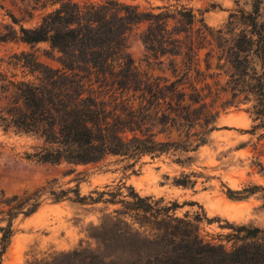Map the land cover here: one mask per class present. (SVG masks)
I'll list each match as a JSON object with an SVG mask.
<instances>
[{
	"label": "trees",
	"instance_id": "16d2710c",
	"mask_svg": "<svg viewBox=\"0 0 264 264\" xmlns=\"http://www.w3.org/2000/svg\"><path fill=\"white\" fill-rule=\"evenodd\" d=\"M49 1L57 8L39 26H21L0 36L1 42L31 47L48 43L60 54V69L44 64L34 53L14 54L6 61L23 68L33 80L10 76L0 66V127L39 141L27 154L29 160L77 167L108 156L139 160L171 149L188 151L196 126L205 127V134L216 130L217 103L224 93L231 98L221 100L223 108L254 102V121L259 124L253 130L264 129V0H253L250 12H233L219 30L183 5L176 11L167 6L140 11L120 0ZM142 24L146 28L140 39L156 60L179 57L186 50V60L196 64L197 52L208 49L206 70L216 58V69L229 78L226 85L214 89L206 84L202 90L192 86L187 92L180 80L140 72L127 39ZM196 73L202 81L222 74ZM171 133L180 141L158 139ZM206 143L202 138L200 145ZM74 192L79 196L78 190ZM44 193L58 200L66 192L44 188L8 197L0 190L1 255L14 234V221L35 214ZM128 197L131 201L117 202L122 209L96 230L98 252L76 250L30 264H264L263 229L236 227L243 243L227 250L206 242L196 220L172 213L178 204L162 206L163 200L143 197L133 188Z\"/></svg>",
	"mask_w": 264,
	"mask_h": 264
},
{
	"label": "rangeland",
	"instance_id": "374dc122",
	"mask_svg": "<svg viewBox=\"0 0 264 264\" xmlns=\"http://www.w3.org/2000/svg\"><path fill=\"white\" fill-rule=\"evenodd\" d=\"M73 1L101 4L107 0ZM120 1L140 11L166 6L176 11L183 5L193 9L214 30L224 28L233 12H250L253 4V0ZM56 8L49 0H0V36L11 29L19 31L21 26L35 28ZM145 28V24L139 25L127 39L128 52L140 72L170 82L180 80L187 92H191L192 86L202 90L206 84L214 89L226 85L229 78L216 69V58L210 60L212 69L206 70L208 49L197 52L196 64L186 60V50L179 57L165 56L156 60L140 39ZM22 52L34 53L44 64L62 68L58 62L60 54L48 43L31 47L20 42L0 41V66L10 76L34 79L23 68L6 64L11 56ZM196 70L222 74L202 81ZM230 98V94L224 93L221 100ZM221 100L216 109L219 115L213 123L216 130L205 134V127L196 126L191 131L188 151L171 149L160 156H144L139 160L108 156L87 166L41 164L27 158L39 145L34 136L4 131L0 127V190L8 197L32 194L44 188L66 192L58 200L44 193L35 214L20 216L14 221V234L6 252L0 254V264L52 261L61 253L76 250L98 252L96 230L122 209L117 202L131 201L130 188L143 197L163 200L162 206L178 204L172 213L179 218L196 220L206 242L222 245L227 250L243 243L236 227L264 230V129L253 130L259 124L254 121V102L223 108ZM206 102L211 104L212 99L208 97ZM202 138L207 140L205 145H200ZM158 139L180 141L177 133L160 134ZM101 193L104 195L100 197Z\"/></svg>",
	"mask_w": 264,
	"mask_h": 264
}]
</instances>
